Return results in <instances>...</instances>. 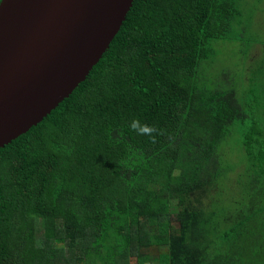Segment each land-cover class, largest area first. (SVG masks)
<instances>
[{"label": "trees", "instance_id": "1", "mask_svg": "<svg viewBox=\"0 0 264 264\" xmlns=\"http://www.w3.org/2000/svg\"><path fill=\"white\" fill-rule=\"evenodd\" d=\"M262 2L134 0L86 79L0 148V264H264ZM226 44L237 73L216 71Z\"/></svg>", "mask_w": 264, "mask_h": 264}, {"label": "water", "instance_id": "2", "mask_svg": "<svg viewBox=\"0 0 264 264\" xmlns=\"http://www.w3.org/2000/svg\"><path fill=\"white\" fill-rule=\"evenodd\" d=\"M133 1H0V148L39 124L86 79Z\"/></svg>", "mask_w": 264, "mask_h": 264}, {"label": "rangeland", "instance_id": "3", "mask_svg": "<svg viewBox=\"0 0 264 264\" xmlns=\"http://www.w3.org/2000/svg\"><path fill=\"white\" fill-rule=\"evenodd\" d=\"M262 23H263V25H262ZM252 25L254 26V29L256 30L255 33L264 32V3H263V5L262 4L259 5V11L257 12L256 16L254 17V21H253V17H252ZM220 48L221 49H220V53H219V57H218L220 59L215 64V65L219 64L217 66V70H216L217 73L220 74V72L222 70H224L226 72L229 71L231 73H237V68H239L241 66V64H240L241 61L239 60L240 57L238 58L239 62H238L237 68L234 66V64L237 60V57H238V52H236V55H235V58L233 61L232 54L234 52V49L231 48L229 46V44L220 45ZM260 49H261V47L258 46L257 44H254L250 48L249 53H248V58H249L248 61L249 62L251 61V63H252L255 61L256 57L260 54V51H261ZM232 62H234V63H232ZM249 62H247V65ZM223 64H224V67L221 66ZM231 76H232V74H229V77H231ZM154 253L156 255L157 251Z\"/></svg>", "mask_w": 264, "mask_h": 264}, {"label": "clouds", "instance_id": "4", "mask_svg": "<svg viewBox=\"0 0 264 264\" xmlns=\"http://www.w3.org/2000/svg\"><path fill=\"white\" fill-rule=\"evenodd\" d=\"M129 127L137 135L149 137L153 143L156 142V135L162 134L157 127L143 123L139 119H133Z\"/></svg>", "mask_w": 264, "mask_h": 264}]
</instances>
